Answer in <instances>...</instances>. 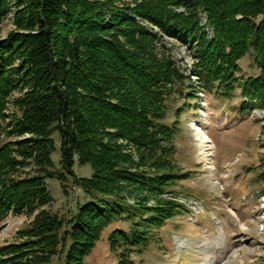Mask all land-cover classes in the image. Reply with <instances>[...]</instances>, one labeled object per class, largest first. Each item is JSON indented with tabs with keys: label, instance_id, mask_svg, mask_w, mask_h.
<instances>
[{
	"label": "trees",
	"instance_id": "16d2710c",
	"mask_svg": "<svg viewBox=\"0 0 264 264\" xmlns=\"http://www.w3.org/2000/svg\"><path fill=\"white\" fill-rule=\"evenodd\" d=\"M34 2L31 31L18 33L16 39L31 68V90L15 99V123L21 132L39 138L33 143L0 142V215L31 208L36 200L50 202L45 179L74 175L75 159L92 168L90 177L75 178L91 199L67 219L49 209L39 213L18 232L17 242L0 246V264H50L68 239L60 264H83L100 230L114 215L126 217L125 206L132 204L118 195L128 187L160 196L149 206L141 204L147 195L135 203L150 214L141 218L149 227L162 225L179 206L161 198L171 184L187 177L173 160L177 120L168 123L165 118L170 101L195 94L190 75L197 77L201 89L225 98L239 84L242 107H264V0H140L125 7L127 12L90 0ZM4 8L0 0V17ZM142 19L191 50L189 73L158 44L161 35L140 24ZM76 31L87 33L78 36ZM9 50L8 40H0V130L9 125ZM250 50L258 73L239 81L237 60ZM184 87L191 92L184 93ZM55 130L62 171L51 169ZM106 150L107 164L96 158ZM35 162L39 167L34 176L22 179L17 174L19 167ZM106 165L112 169L100 172ZM259 176L264 180V169ZM83 236L86 241L80 244ZM147 238L143 226L114 230L110 240L119 252L118 264H131L129 254Z\"/></svg>",
	"mask_w": 264,
	"mask_h": 264
},
{
	"label": "rangeland",
	"instance_id": "374dc122",
	"mask_svg": "<svg viewBox=\"0 0 264 264\" xmlns=\"http://www.w3.org/2000/svg\"><path fill=\"white\" fill-rule=\"evenodd\" d=\"M34 1L4 0L0 40H8L11 46L9 55L12 62L7 68L13 78V85L9 90L5 111L9 125L0 130V142L21 140L33 143L39 138L34 133L21 132L24 129L15 123L19 114L15 99L26 96L31 90L27 84L31 68L24 63V55L19 51L20 43L16 39L18 33L31 31L29 23L36 11ZM139 1L90 0L97 4L106 3L103 7L115 10L121 8L123 12L128 11L125 7L130 8ZM139 22L161 35L158 44L172 55L185 73H189L193 66L191 50L167 36L150 21L142 19ZM81 33L76 31L78 36L86 35L87 32ZM237 63L239 81L258 73L251 50ZM188 84L195 94L175 97L169 102L165 118L168 123L177 120L179 129L174 140L173 160L178 172L187 174V177L171 184V192H164L161 198L172 200L179 206L162 225L149 227L150 222L141 218H147L150 214L135 203L147 195L148 200H141V204L149 206L160 196L148 192L140 194L133 187H128L118 195L126 203L132 204L125 206L122 215L126 217L114 215L100 230L93 247L83 257V264H118L119 252L111 246V233L116 229L128 232L138 226L148 230V238L145 245L134 247L129 254L131 264H264V195L260 203L264 180L259 176L264 169L261 164L264 158V107L255 110L242 107L239 84H236L229 98L201 89L195 75H190ZM191 87H184L183 92H191ZM199 130L203 138L197 136ZM51 137L54 140L51 169L62 171L59 132L53 131ZM96 158L107 164L110 155L106 150ZM38 167L36 162L19 167L17 174L22 179H28L38 173ZM72 169L74 175L65 174L63 180L57 177L45 179V186L52 198L50 202L46 199L36 200L31 208L25 206L18 213L10 211L0 215V246L17 242L18 232L28 227L42 211L49 209L67 219L75 213L78 205L91 199L75 183L76 177L91 176L90 164H82L75 159ZM111 169L106 165L103 170H98L107 174ZM79 240L83 244L86 238L83 236ZM69 244L68 239L63 251L51 257L50 264L63 262Z\"/></svg>",
	"mask_w": 264,
	"mask_h": 264
},
{
	"label": "bare ground",
	"instance_id": "6f19581e",
	"mask_svg": "<svg viewBox=\"0 0 264 264\" xmlns=\"http://www.w3.org/2000/svg\"><path fill=\"white\" fill-rule=\"evenodd\" d=\"M197 136L199 137V138H203V133L199 130L198 131V134H197ZM205 141V140H204ZM264 195V194H263ZM262 195V196H263ZM262 196H261V199H262ZM264 199V198H263ZM261 204H262V200H261ZM264 205V204H263Z\"/></svg>",
	"mask_w": 264,
	"mask_h": 264
}]
</instances>
